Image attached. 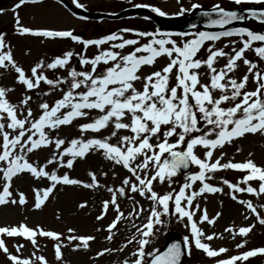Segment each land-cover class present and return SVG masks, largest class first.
<instances>
[{"label": "snow or ice", "instance_id": "6c2138e0", "mask_svg": "<svg viewBox=\"0 0 264 264\" xmlns=\"http://www.w3.org/2000/svg\"><path fill=\"white\" fill-rule=\"evenodd\" d=\"M40 2L18 0L13 8L17 34L67 38L82 45L83 50L93 46L97 52L89 57L84 51H65L48 62H36L26 73L14 60L5 42V34L0 33V69L12 70L15 82L25 90L18 103L14 104L7 98L13 89L0 86V206H24L27 203L23 192L17 191L14 195L11 190L13 179L24 174L48 182L46 187L32 189L33 210H40L58 185L85 189L105 187L96 172L88 171L89 182H84L71 177L68 172L58 174L57 171L59 168L72 170L77 160H85L90 154H99L113 166L122 167L128 175L121 179L119 186L106 187L110 198L101 202L100 213L95 219L103 220L110 210L114 216L106 227L97 228L96 231H105L107 234L104 239L111 242L122 220L139 219L145 211L148 215L144 218L145 222L132 224L135 231L125 240L122 248H103L96 252V257L123 251L133 243L135 249L129 254L130 258L125 257L123 264H182V255L185 251L190 255L192 247L202 251L208 258H216L215 264H244L250 258L264 256V247H257L227 258H218L228 249H213L204 241L221 237L215 233L206 235L198 224L207 222L212 225L221 213L217 212L209 218L206 209L200 210L198 219H194L199 210V204H194L198 197L223 192L222 187L209 182L214 174L221 170H234L244 175L235 183L221 178V183L229 189L227 194L230 198L241 204L256 222L264 226V215L252 201L238 199L236 195L248 193L256 197L264 196V166L257 165L251 158L243 162L228 159L222 163L226 153L220 151L247 135L259 134L264 137V67H259L246 56L247 52H253L255 57L264 61V31L249 27L224 28L234 21L248 18L264 25V7L249 8L245 16L237 10H226L220 4H213L210 10L202 11L200 15L208 17L207 24L219 26L222 29L220 31L173 33L159 29L136 31L123 28L118 33L84 39L72 30L21 26L16 9L26 3ZM231 2L237 6H264V0ZM72 3L77 8L84 7L78 0H72ZM134 7L149 8L159 16L167 15L160 8L146 4ZM200 7L192 3L188 9L181 7L175 15ZM213 15L216 18H212ZM191 27L195 29L196 26ZM129 32L136 38H125L123 33ZM176 36L181 39H174ZM140 38H147L146 42H141ZM227 38L234 39L227 40L223 47L216 46L217 41ZM257 43L258 46L254 47ZM126 47L131 50L127 53L121 51ZM73 56L78 58L80 70L71 67ZM160 58H165L167 63L159 69L141 74L144 67L153 68ZM221 59L225 62L218 68ZM240 63L246 66V72L239 78L230 75L235 73ZM46 70L54 73L64 70L66 75L56 74L54 78H49L45 74ZM202 76L206 77L207 82H201ZM137 82L140 88L136 87ZM249 82L254 84L252 90L247 89ZM42 83L49 89L44 93L45 96L51 91H59L61 95L51 104L40 102L38 113L34 116L29 106L32 97L27 93L40 89ZM80 119L85 122L77 125L79 137L66 141L58 134L54 135L62 126H71ZM108 129H111L108 135H96ZM87 133L93 135L86 136ZM113 138L116 143L110 142ZM43 148H51L50 157L46 158L45 163L30 162L29 154ZM197 148L202 150L201 155H197ZM216 151H220V155L214 158ZM236 151L241 149L237 147ZM248 155L251 157L252 153ZM49 165L53 166L51 170H48ZM190 166H194L197 171H190ZM181 170L189 171L184 173V182L179 184L177 190L172 185ZM99 175L106 176L107 173L101 171ZM115 175L113 171V177ZM154 184H167L171 190L158 193L154 190ZM136 196L150 202L147 209ZM124 199L133 204L127 212L120 206V200ZM86 206L87 202H81L76 208L84 209ZM259 207L264 209V204ZM169 215L184 222L190 234L183 237L182 245L179 242L169 243L161 251L152 246V241L160 231L157 226L166 224L162 218ZM56 218H60L59 214ZM254 227V224L238 229L229 226L224 231L233 239L237 235L243 238ZM75 233L74 228H68L65 235L39 225L29 227L23 222L0 226V237L22 238L35 250L31 259L21 258L10 252L5 240L0 238V253L6 256L9 264H48L44 255L36 254L41 247L39 238H47L53 242L57 264H65L63 248L88 250L96 239L92 235ZM246 243L242 239L235 247L242 249ZM23 247L22 243L14 245L16 253Z\"/></svg>", "mask_w": 264, "mask_h": 264}, {"label": "rangeland", "instance_id": "374dc122", "mask_svg": "<svg viewBox=\"0 0 264 264\" xmlns=\"http://www.w3.org/2000/svg\"><path fill=\"white\" fill-rule=\"evenodd\" d=\"M72 7L77 8L72 0H66ZM18 0H13L11 2L0 4V33L5 34V42L8 44L11 54L14 60L19 66H21L26 73H29L30 68L38 61L44 60L45 62L50 61L56 56L62 55L65 51H73L74 53H79L81 51L85 52V55L91 57L96 54L97 49L93 46H89L87 50L82 49V45H79L70 39L64 38H44L36 37L32 35H19L15 31L14 23V12L13 8ZM80 4L84 7L77 8L89 12H104L109 14L117 13L121 10H126L127 8H132L137 4H146L149 6H154L160 8L162 11L166 12L167 15L164 17H183L186 16L189 11H185L182 15H175L179 12L180 8L185 9L190 8L192 3H197L200 8H211L213 4H220L224 8H243V7H264L256 4H244V5H234L231 0H78ZM194 10V9H193ZM19 16V22L21 26L32 28V29H53V30H72L74 34L81 36L84 39H95L108 35L113 32H119L120 29L129 28L136 31H155L157 27L148 18L145 19L144 15L134 13L123 15L118 20L113 22H108L105 20H87L84 18L76 17L71 15L63 6L55 1L41 0L38 4L26 3L16 9ZM235 27H249L252 30L264 31L263 27L255 24L252 21L244 22ZM196 31V30H195ZM166 32H171L166 30ZM188 32H193L188 31ZM174 33V32H173ZM125 38H136L133 33H123ZM174 39L180 40L181 37L176 36ZM147 38H140L141 42H146ZM234 38H227L225 40L217 41V47H223L227 40ZM258 46L257 44L253 45ZM106 47V46H102ZM131 49L126 47L121 50L125 53ZM226 51L228 49H225ZM203 54V53H202ZM246 56L256 62L259 67H264V61H260L259 58L255 57L253 52H247ZM224 60H220L217 67H221L224 64ZM167 63L165 58H160L156 61L153 68L144 67L141 74H146L156 69H159L164 64ZM71 67L80 70V65L78 63V58L73 56L70 61ZM203 71V69H202ZM246 72V66L242 63L235 71V77L239 78ZM49 78H54L56 74L61 76L66 75L64 70H58V73H54L51 70H46L45 73ZM15 73L12 70L4 71L0 69V86L13 89L7 94V98L10 102L16 104L21 99L22 94H24V89L22 86L15 82ZM201 82H207L206 77H201ZM137 88L141 85L139 82L136 84ZM254 84L249 82L247 85L248 90H252ZM48 86L43 83L40 89L33 90L27 94L32 97L30 102V107L32 108L33 115L38 113V104L42 101H47L50 104L54 102L55 99L59 98L61 93L59 91H51L47 96L44 95L47 92ZM85 122L80 119L73 123L71 126H62L57 133L54 135H59V137L64 138L66 141L75 137H79L80 133L78 131L77 125ZM111 129L102 130L99 136L108 135ZM121 134H128L127 132H122ZM93 134L87 133L86 136H91ZM111 143H116V139L113 138ZM54 147V146H53ZM239 147L241 151L237 152L236 148ZM226 153L224 160L221 162H226L228 159H232L233 162H243L247 158L253 159V161L259 165L264 166V137L259 134L247 135L245 138L237 139L233 144L226 145L223 149ZM220 151L214 153V158L220 155ZM197 155H201L202 150L200 148L196 149ZM51 148H43L37 150L36 152L29 154L28 159L30 162H35L38 164H43L46 158L50 157ZM249 153H252L249 157ZM52 165L48 166V170L52 169ZM58 174H63L68 172L73 178L80 179L84 182H89V177L87 175L88 171H93L97 173L98 179L102 185L99 189H85L78 186H57L53 195L46 201L45 205L40 210H33V192L32 189L43 188L47 186L46 180H35L31 176L24 174L18 178H14L11 185V190L14 195L17 191L23 192L27 198V203L24 206L20 205H6L0 206V226H12L18 225L23 222L29 227H35L39 225L40 227L53 230L56 232L64 233L67 235L68 228H74L76 230L75 234L78 235H92L96 239L91 242V247L88 250L80 249L77 251H72L70 247H65L62 249L65 264H123L125 257H129V254L134 251L135 243L128 245L123 251H115L106 253L103 257H96V252L103 248H122L125 244V240L130 238L135 229L132 224L137 225L145 222L144 218L148 215L145 211L141 214L139 219L130 221L128 219L122 220L119 225V231L116 232L114 239L109 242L104 239L107 234L105 231L97 232V228L106 227V225L111 221L114 213L110 210L106 217L101 221H96L95 217L100 213L101 202L110 198V194L106 191L107 186L117 187L120 185L121 179L128 175L127 171L122 167L113 166L110 162L104 160L99 154H90L85 160H77L74 164L72 170L66 168H59ZM106 172V176H100L99 172ZM113 171L116 175L113 177ZM191 171H197V169L192 166ZM244 173L234 170H221L214 174V177L209 182L215 186L223 188V192L216 194H205L198 197L194 204H199V210L196 211L194 219H198L201 214L200 210L207 211L209 218L214 217L217 212L221 215L214 221L212 225L207 222L199 223L198 226L203 230V232L208 235L215 233L218 237L213 238L211 241L205 240V243H209L213 249H218L224 247L228 249L226 253L221 254L218 258H227L231 255H235L238 252L246 251L252 248L264 247V226L256 222L255 218L247 213L244 207L233 201L227 194L229 189L227 186L221 183V178L227 179L230 182L235 183ZM184 182V178L177 175L174 178V183L172 188L178 190L179 184ZM253 186H256L255 182H252ZM243 186V185H241ZM154 190L158 193H164L170 191L171 189L167 184H154ZM238 199L251 200L252 203L257 207L258 211L264 215V209H260V205L264 204V196L256 197L248 193H236ZM136 199L142 204L145 209L149 206V201L139 196ZM81 202H87V206L84 209H77L76 205ZM121 209L125 212L129 211L133 204L129 200H120ZM171 207V204H170ZM174 211V208L172 209ZM57 214H59V219H57ZM248 216V219H245ZM166 224L164 226H157L160 231L156 234L152 241V246L158 248L161 244L165 233L167 231L177 233L181 236L189 235V229L185 227V223L176 219L175 216L170 215V219L163 217ZM249 224H254L255 227L246 237L236 236L234 239L229 233L225 232V228L231 226L233 229H238L241 226H247ZM5 240L6 246L9 251L13 254L19 255L21 258H32V253L35 251L30 243L23 240L22 238H9L0 237ZM247 241L246 245L242 249H236L235 245L241 240ZM16 243L24 244V247L19 253H16L14 245ZM38 243L40 244L39 251H36L37 255H44L48 261V264H57L54 258L53 252V242L47 238H39ZM150 250V249H149ZM130 258V257H129ZM188 264H215L216 258H208L204 255L202 251H199L192 247L191 253L189 255ZM0 264H9L6 256L0 253ZM244 264H264V256L258 255L256 257L250 258Z\"/></svg>", "mask_w": 264, "mask_h": 264}, {"label": "water", "instance_id": "95a60500", "mask_svg": "<svg viewBox=\"0 0 264 264\" xmlns=\"http://www.w3.org/2000/svg\"><path fill=\"white\" fill-rule=\"evenodd\" d=\"M141 11L147 13V11H144V10H141ZM201 12H202V11L194 12V13H192V15H191L189 18H187V19H185V20H182V22H175L176 26H177L179 29H181V30H183L184 28H187V27H189V26H191V25H196V24L202 25V26L207 27V28H219V26H209V25L207 24L208 17H203V16H201V15H200ZM238 12H239V14H241V15H245V16H247V11H246V10H242V11H238ZM79 13L82 14V15H84V16H87V17H90V16H92V17H93V16H94V17H103V16H100V15H89V14H85V13H83V12H79ZM212 18H216L215 15H213ZM156 21H157V22H160V23H162V24H165V22H166V21H164V20H163V21L156 20ZM236 22H238V21H234V22H232V23L229 24V25H225L224 28H225V27H228V26H230V25H232V24H234V23H236ZM182 171H185V170H182ZM173 242H179V243H180V241H179L178 239L171 238V239H169V240L165 243V245H164V247L161 249V251L164 250V248H165L169 243H173Z\"/></svg>", "mask_w": 264, "mask_h": 264}]
</instances>
